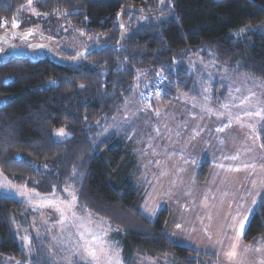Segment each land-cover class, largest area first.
<instances>
[{
	"label": "trees",
	"instance_id": "obj_1",
	"mask_svg": "<svg viewBox=\"0 0 264 264\" xmlns=\"http://www.w3.org/2000/svg\"><path fill=\"white\" fill-rule=\"evenodd\" d=\"M32 0L38 19L24 20L26 0H0V34L22 48L44 36V23L60 19L63 34L46 38L58 56L69 59V43L80 50L94 43L114 46L120 35L119 15L127 7L144 14L122 16L124 38L118 48L100 47L73 65H60L39 50L20 54L8 48L0 53V173L17 186L40 195L66 198L73 190L82 212L115 229L122 264L157 255L177 264H216V257L172 241L165 228L168 212L156 220L142 215L144 186L131 148L107 130L132 96L138 73L161 74L166 81L165 100L179 94L199 97L196 77L181 53L189 48L204 62L215 61L264 83V34L248 32L235 39L231 32L248 26H264V0ZM14 21L18 28L12 29ZM2 23L5 25L2 26ZM68 47V48H67ZM79 50V51H80ZM218 95H216L217 97ZM216 99V98H215ZM65 129L67 138L54 133ZM264 150V125L258 130ZM209 161L195 171L202 186L210 177ZM27 205L0 194V264L3 258L25 262L8 215L27 228ZM38 240V239H37ZM31 241L36 239L31 238ZM242 241L264 243V199L243 232ZM40 250L41 262L51 259ZM53 264V263H52Z\"/></svg>",
	"mask_w": 264,
	"mask_h": 264
},
{
	"label": "rangeland",
	"instance_id": "obj_2",
	"mask_svg": "<svg viewBox=\"0 0 264 264\" xmlns=\"http://www.w3.org/2000/svg\"><path fill=\"white\" fill-rule=\"evenodd\" d=\"M24 9V20L32 16L43 18L32 7V0L31 3L26 0ZM14 22L17 26L13 27L12 23L11 27L17 29L19 21ZM64 28L62 20L49 18L44 23L45 37L39 38L37 42L45 44L46 38L63 34ZM248 32L264 34V26H248L231 32V35L239 39ZM75 42H70L69 48L77 55L83 49L80 50L81 45ZM181 53L190 65L189 73L196 77L200 96L194 98L179 94L165 100L163 87L166 81L161 79L164 77L159 73L152 76L140 72L137 76L139 83L134 86L130 100L107 130V135H113L131 148L138 171V185L145 188L140 211L148 220L154 221L161 210H166L168 221L165 231L172 241L215 256L216 264H256L249 257L262 250L263 246L245 244L242 241L243 233L237 239L239 221L244 216L249 218L260 202V198L253 193L246 195L250 199L243 200L239 192L235 191V187L243 186L248 193L252 182L249 175L251 171L233 166L232 159L228 158L218 163L224 168H216L213 179L209 177L202 186L196 183L194 171L200 162L214 160L221 150L225 151L226 157H230L229 154L239 146L254 143L249 131L253 126L254 137L258 136L260 128L257 125L264 121V83L236 70L218 68L215 61L204 62L192 54L189 48L183 49ZM202 98L203 104L200 102L199 106L207 109L212 116H220L218 124L221 126L226 127V118L235 112L234 118L240 123L239 126L243 125L241 133L237 131L238 136L234 133L240 129L236 123L228 124L229 128L224 130L218 127L212 133H201L200 130L193 133L188 127L192 123H188L186 114L200 111L193 105ZM249 121L250 125L252 122L256 124L249 126ZM58 131L54 133L58 140H64L69 135L65 129L63 136L58 135ZM0 194L24 202L32 213L27 219V228L17 217L8 215L14 237L26 255L27 260L23 264L40 263L38 256L29 260L37 250H42L44 256L52 258L51 264H74V260L75 264H92L90 258L85 259V240L92 247L102 242L107 255L101 256V264H122L118 243L111 238L115 235V229L79 210L73 190L66 191L65 199L55 195L43 196L13 184L0 173ZM227 220L230 221L228 227L224 223ZM82 225L99 234L102 241L92 244L91 235ZM31 238L36 241H31ZM233 244H237L235 260L225 255ZM246 251L249 252L248 257ZM137 264L177 263L171 257L157 255L138 258Z\"/></svg>",
	"mask_w": 264,
	"mask_h": 264
},
{
	"label": "crops",
	"instance_id": "obj_3",
	"mask_svg": "<svg viewBox=\"0 0 264 264\" xmlns=\"http://www.w3.org/2000/svg\"><path fill=\"white\" fill-rule=\"evenodd\" d=\"M203 100H204V98L198 100L199 102L197 101L196 102L197 104L193 105L195 107V109L196 108L200 109V111H190L186 114V117L190 120V121L187 120L188 123L189 122L192 123L191 126H188V127H190V129L193 131V133H197L196 132L197 130H200L201 133L204 131L212 133V132H215L214 130H216L218 127L222 128V130H224L225 128H229L228 124H231V125L234 124L235 125V123H236V125L238 124V126H239L240 123H238V121H236V119L234 118L236 115L235 112H232V114L229 115L230 117H227V116H226L227 118L225 117L226 121H227L226 127L219 125L218 123H219V118H221L220 116H218V115L212 116L210 114V112L207 111V109H205L203 106H199L201 103L203 104ZM213 117L216 119H214ZM208 119H210L209 120L210 124H208V122H207ZM253 122H255V120ZM253 122H252V125H255L256 123L254 124ZM262 122H264V121H262ZM262 122L260 123V121H259L260 125H257L258 128L263 126ZM247 124L249 126H252V125H250L251 121H249ZM241 126H243V125H240L239 126L240 129L234 131V133H236L237 136H238L237 131L241 133V130H242ZM188 127H187V130H188ZM254 131L255 130H253V126H252V128L250 129L249 132L252 134V138H253L252 141L254 142L253 144L243 145L242 147L239 146L237 149L233 150L232 154H229L230 157H228V156L226 157L224 155L225 151L221 150L219 152V154L215 156L214 160H212V161L208 160L210 163V167H211L210 179H213L215 169L220 167V166H218V163H222L224 160H227L228 158L232 159L233 166L238 167V168H243L244 170H246V172L251 171V173H249V175L251 176L252 182H251V187L248 189V193L246 192V189L243 186H240L238 188L235 187V191L237 190V192H239V194L241 195L240 199H243V200L250 199V197H248L246 195L252 194V193L255 197L260 198V200L264 199V150L262 149V146L259 142L258 136L256 135L254 137ZM251 134H249V135H251ZM250 139H251V137H250ZM221 148H223V146L220 147L219 149H221ZM232 157H236V158L233 159ZM205 161H207V160H205ZM200 163L195 168V171L200 166ZM220 168L222 169L224 167H220ZM261 183H262V187H260ZM257 190H259V194L257 193ZM255 197H254V199H255ZM252 214H251V216H252ZM250 217L245 222V227L247 226ZM227 219H229V218H227ZM228 222L230 224V221H228V220L226 222H224L225 225H227V227L229 226ZM110 237H111V235H110ZM256 243L259 244V246L260 245L263 246V249L252 253L249 257V260H251L252 262L255 261L256 264H264V243H262L261 241H256ZM246 252H247L246 257H248L249 252L248 251H246ZM235 259H237V254L235 257H233V260H235ZM73 263L75 264L76 261L74 260ZM1 264H23V263L19 262V261L11 260V259L6 257V258L2 259ZM24 264H28V263H24ZM233 264H236V263L233 262Z\"/></svg>",
	"mask_w": 264,
	"mask_h": 264
},
{
	"label": "water",
	"instance_id": "obj_4",
	"mask_svg": "<svg viewBox=\"0 0 264 264\" xmlns=\"http://www.w3.org/2000/svg\"><path fill=\"white\" fill-rule=\"evenodd\" d=\"M166 0H162L161 1V4H160V7L158 9L157 12L155 13H152V14H158L163 6H164V3H165ZM126 12H130V13H135V14H140V15H151V14H144L132 7H127L125 9H123L119 15V22H120V35H119V40H118V43L114 46H110L108 44H102V43H94L92 45H89L87 47H85L81 52H79L77 55H75L74 57H71L69 59H65V58H62L60 56H58L57 54H55L48 46L47 44H41V43H33V44H30L28 46H25V47H22V48H18L10 43H4V45L9 49L10 53L12 54H20V53H24L26 51H29V50H39V51H44L46 52L50 58L57 64H60V65H67V66H70V65H73L74 63L78 62L79 60H81L88 52H91V51H94L95 49L97 48H100V47H109V48H118L120 46V44L122 43L123 41V38H124V26H123V23H122V16L124 13ZM83 54V55H81Z\"/></svg>",
	"mask_w": 264,
	"mask_h": 264
},
{
	"label": "snow or ice",
	"instance_id": "obj_5",
	"mask_svg": "<svg viewBox=\"0 0 264 264\" xmlns=\"http://www.w3.org/2000/svg\"><path fill=\"white\" fill-rule=\"evenodd\" d=\"M29 3H31V0H29ZM16 23L13 22V27H16ZM83 55V54H81ZM251 114V113H249ZM259 115V113H257ZM58 135L63 136L64 135V129H60L57 133ZM235 159L236 157H232ZM75 199V198H74ZM255 203V201H253ZM235 220V217H233ZM248 217L244 216L242 220L239 221V230L237 233V239H239L240 235L243 233L244 227H245V222L247 221ZM83 226V225H82ZM85 227V230L89 232L92 238V244H96L97 241H102V237L97 234L96 232L92 231L91 229H88L87 226ZM81 239L84 240V236L81 235ZM236 249H237V244H233L231 246V250L226 252L225 255L229 258L232 259L233 257L236 256ZM84 252L86 254L85 259L90 258L92 261V264H101V256L102 255H107L106 249L103 247L102 242L98 244L96 247H92L87 240H85V246H84ZM118 264V262H117Z\"/></svg>",
	"mask_w": 264,
	"mask_h": 264
},
{
	"label": "flooded vegetation",
	"instance_id": "obj_6",
	"mask_svg": "<svg viewBox=\"0 0 264 264\" xmlns=\"http://www.w3.org/2000/svg\"><path fill=\"white\" fill-rule=\"evenodd\" d=\"M4 43H9V35L0 34V53L4 51V48H7Z\"/></svg>",
	"mask_w": 264,
	"mask_h": 264
},
{
	"label": "built area",
	"instance_id": "obj_7",
	"mask_svg": "<svg viewBox=\"0 0 264 264\" xmlns=\"http://www.w3.org/2000/svg\"><path fill=\"white\" fill-rule=\"evenodd\" d=\"M162 79V81H164V78H161Z\"/></svg>",
	"mask_w": 264,
	"mask_h": 264
}]
</instances>
